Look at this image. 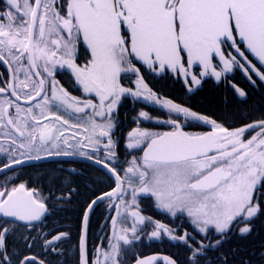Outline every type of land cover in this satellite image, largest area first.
<instances>
[{
  "label": "snow or ice",
  "instance_id": "snow-or-ice-1",
  "mask_svg": "<svg viewBox=\"0 0 264 264\" xmlns=\"http://www.w3.org/2000/svg\"><path fill=\"white\" fill-rule=\"evenodd\" d=\"M81 41L90 54L82 66L76 63ZM227 48H233L245 60L246 50L264 65V0H3L0 64L10 73L0 82V134L10 145L5 148L0 143V152L7 151L10 158L4 168L22 164L24 159L69 156L82 148L99 152V146H103L105 159L84 151L79 154L115 177V188L97 200L119 198L133 223L117 230L118 222L112 220L114 242L109 241L110 251L102 253L103 260L98 255L94 264H122L118 260L121 242L130 245L138 239L137 225L145 222L136 202L139 193H150L159 207L173 214L187 212L206 235L213 229L220 237L226 236L234 223L243 224L239 231L246 235L252 231L249 225L253 219L264 215V120L229 129L188 108L163 101L169 113L202 121L211 125V131L189 134L176 118H170L164 123L173 125L172 131L135 129L129 133L127 147L141 148L143 156L131 161L123 177L108 163L115 156L111 114L120 98L143 96L161 103L145 84L136 62L152 71L170 69L185 77L190 68L200 65L204 69L201 76L211 69V75L219 80L221 72L213 66L215 57H219L225 72L234 65L244 68L230 52L225 54ZM57 67L69 69L83 92L98 103L81 100L59 86L54 78ZM251 70L264 81V72L254 65ZM121 73L137 76L135 91L121 86ZM191 83L198 85L200 79L192 75ZM139 115L151 119L147 112ZM125 184L131 189L130 202L122 198ZM97 200L91 202L83 217L80 264H91L86 232L88 211ZM46 212L41 194L24 183L0 191V218H4L0 223V250L5 253L0 256V264H11L6 254L7 234L14 231L15 222L31 224ZM126 220L124 217L120 223ZM162 233L186 245L192 239L187 234L173 235L159 223L151 238L159 239ZM66 235L60 233L46 244L54 245ZM199 252L197 248L193 257ZM164 259L166 264H176ZM154 260H138L137 264H153ZM19 264L44 262L24 256Z\"/></svg>",
  "mask_w": 264,
  "mask_h": 264
},
{
  "label": "flooded vegetation",
  "instance_id": "flooded-vegetation-1",
  "mask_svg": "<svg viewBox=\"0 0 264 264\" xmlns=\"http://www.w3.org/2000/svg\"><path fill=\"white\" fill-rule=\"evenodd\" d=\"M2 7L3 0H0V8ZM244 51L247 60L233 48L226 49V55L230 52L244 65V68L234 65L228 72L223 70L219 57L214 58L213 66L221 72L219 80L211 75V69L208 75L201 76L204 69L200 65L190 68L189 75L185 77L170 69L160 71L157 68L152 71L136 62L145 84L161 103L145 100L143 96L124 95L120 98V102L111 114L114 125L112 139L115 142L113 149L115 156L108 160L109 165L115 166L123 177L124 170L130 166L131 161L134 159L139 161L143 156L141 148L127 147L129 133L135 129L152 133L172 131L173 125L164 121L176 118L186 133L204 134L211 131V125L202 121H193L183 115L169 113L168 109L163 107V101H171L188 108L229 129L242 128L264 120L262 115L264 108L252 105L246 98L247 93L251 96L254 93L258 100L264 98V81L260 80L256 71L251 70L254 65L257 71L264 72V65L260 64L251 53ZM89 56L86 46L81 41L77 47L76 63L84 65ZM245 69L248 71L246 72ZM192 75L200 79V84L191 83ZM9 76L7 66L0 64V82ZM54 78L70 95L81 100L93 99L94 103H98V99L83 92L81 86L76 83L75 76L66 67H57ZM136 80L137 76L133 73H121L122 87L135 91ZM237 89L243 91L245 95L240 96ZM2 98L0 96V99ZM248 102L250 105L240 106ZM141 112H147L151 119L145 120L140 117ZM249 133L255 134V131L249 130ZM249 133H246V136ZM4 141L5 138L0 134V143L3 147L9 148L10 145ZM70 142L74 144L75 140ZM80 151L105 159V150L100 145L99 152L82 148L75 150L69 156L51 155L44 156L40 160L24 159L22 164H13L10 168H4L10 158L7 151L0 152V168H3V171H0V191L10 190L12 186L24 183L41 194L47 207V212L39 221H33L31 224L16 221L14 231L7 234L6 254L11 264H19L24 256H34L37 261H43L44 264H80V239L84 234V214L93 200L115 188V177L107 169L97 165L94 160L81 156ZM16 155L19 156V151ZM122 198L131 201V189L127 184ZM136 202L138 211L145 217V222L137 225L138 239L130 245H123L121 242V254L118 260L122 261V264H137L138 260L151 258H155L153 264H166L165 257L175 261L176 264H263L264 254L262 250H257L258 239L255 238L257 235H264V215L253 219L249 225L252 229L250 233L241 235L239 228L244 225L234 223L228 234L220 237V234L213 229H209L208 235L201 233L187 212L176 211L173 214L159 207L150 193L137 194ZM117 207H119V215ZM88 217L86 248L88 259L94 264L98 255L103 260L102 253L110 251L109 241L114 242L112 220H117L116 227L119 230L121 227H130L133 218L128 216L125 206L119 204V198L110 201L108 197L97 200L92 210L88 211ZM124 217H127V220L120 223ZM3 219L0 218V223H3ZM156 223L165 225L173 235L179 237L187 234L192 239H189L186 245L182 240H172L164 233L159 239L151 238ZM60 233L67 235L54 245L46 244L47 240L53 239ZM218 238H220L219 244L216 243ZM240 240L248 242L244 249L237 247ZM197 248H200V252L193 257V252ZM4 254V250H0V256ZM3 264L8 262L4 261Z\"/></svg>",
  "mask_w": 264,
  "mask_h": 264
},
{
  "label": "bare ground",
  "instance_id": "bare-ground-1",
  "mask_svg": "<svg viewBox=\"0 0 264 264\" xmlns=\"http://www.w3.org/2000/svg\"><path fill=\"white\" fill-rule=\"evenodd\" d=\"M250 91V90H249ZM253 96V97H252ZM252 96H251V94L250 93H247V100L252 104V105H254L255 106V104H256V102H257V96L255 97L254 96V93L252 94ZM262 100H264V98H261ZM238 105V104H237ZM240 106L241 107H244V106H247L246 105V103H242V105L240 104ZM239 107V106H238ZM237 113H238V111H237ZM225 115H227V114H225ZM258 239V240H257ZM255 240H257L256 241V246H258V248H257V250L258 251H261L262 250V253L264 254V235L263 234H260V235H257V237L255 238ZM247 241L246 240H240L239 242H238V246L237 247H239V248H241V249H244L245 247H246V245H247ZM242 245H243V247H242ZM263 264H264V261H263Z\"/></svg>",
  "mask_w": 264,
  "mask_h": 264
},
{
  "label": "trees",
  "instance_id": "trees-1",
  "mask_svg": "<svg viewBox=\"0 0 264 264\" xmlns=\"http://www.w3.org/2000/svg\"><path fill=\"white\" fill-rule=\"evenodd\" d=\"M246 105H250V103H246ZM256 107H263L264 108V100H257L256 104H255ZM262 115L264 116V112L262 113ZM243 247V245H242Z\"/></svg>",
  "mask_w": 264,
  "mask_h": 264
},
{
  "label": "rangeland",
  "instance_id": "rangeland-1",
  "mask_svg": "<svg viewBox=\"0 0 264 264\" xmlns=\"http://www.w3.org/2000/svg\"><path fill=\"white\" fill-rule=\"evenodd\" d=\"M154 200H155V202L157 203V201H156L155 197H154Z\"/></svg>",
  "mask_w": 264,
  "mask_h": 264
}]
</instances>
